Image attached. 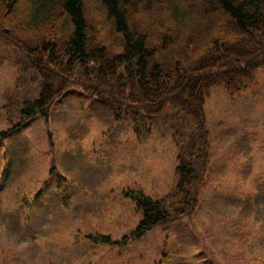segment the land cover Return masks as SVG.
<instances>
[{
	"label": "rangeland",
	"instance_id": "1",
	"mask_svg": "<svg viewBox=\"0 0 264 264\" xmlns=\"http://www.w3.org/2000/svg\"><path fill=\"white\" fill-rule=\"evenodd\" d=\"M39 81L0 36V132L18 121L8 100L34 98ZM203 111L208 162L194 212L125 242L140 220L132 195L170 205L172 127L189 128L186 117L115 119L71 88L46 119L0 138V264H264V67L233 98L207 89ZM101 236L118 243L92 240Z\"/></svg>",
	"mask_w": 264,
	"mask_h": 264
},
{
	"label": "trees",
	"instance_id": "2",
	"mask_svg": "<svg viewBox=\"0 0 264 264\" xmlns=\"http://www.w3.org/2000/svg\"><path fill=\"white\" fill-rule=\"evenodd\" d=\"M0 36L40 80L34 98L8 100L5 109L18 121L0 138L36 116L46 119L71 88L106 103L116 119L190 121L183 131L172 127L178 154L170 205L132 195L140 220L125 242L192 214L208 162L205 92L222 85L237 96L264 67V0H0Z\"/></svg>",
	"mask_w": 264,
	"mask_h": 264
}]
</instances>
